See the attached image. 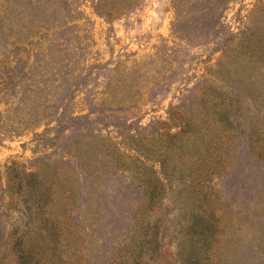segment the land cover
I'll return each mask as SVG.
<instances>
[{"label": "rangeland", "instance_id": "rangeland-1", "mask_svg": "<svg viewBox=\"0 0 264 264\" xmlns=\"http://www.w3.org/2000/svg\"><path fill=\"white\" fill-rule=\"evenodd\" d=\"M98 3L0 0V264H264V0Z\"/></svg>", "mask_w": 264, "mask_h": 264}, {"label": "trees", "instance_id": "trees-1", "mask_svg": "<svg viewBox=\"0 0 264 264\" xmlns=\"http://www.w3.org/2000/svg\"><path fill=\"white\" fill-rule=\"evenodd\" d=\"M106 1L107 0H100V3H98V12H101L105 16L109 17L110 15L107 13V11H103L101 9L102 4L104 2H106ZM113 1L118 3L117 4V9L121 10L124 6L126 8V7H130V6L134 5V4H136V1H138V0H113ZM202 1H206V3L203 5L204 7H207L206 5H208V6H212L213 5V6H215V10H220V9H223L225 4H226V2H229L230 0H202ZM180 3H181V0H180ZM105 10H107V7H106ZM111 14H113V13H111ZM181 17L183 18L184 16L180 15V19H181ZM22 258L26 259V254L22 253Z\"/></svg>", "mask_w": 264, "mask_h": 264}]
</instances>
